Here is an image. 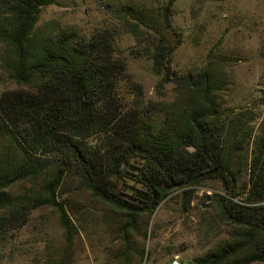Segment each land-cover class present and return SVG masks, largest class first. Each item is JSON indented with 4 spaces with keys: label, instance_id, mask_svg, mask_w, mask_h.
<instances>
[{
    "label": "trees",
    "instance_id": "16d2710c",
    "mask_svg": "<svg viewBox=\"0 0 264 264\" xmlns=\"http://www.w3.org/2000/svg\"><path fill=\"white\" fill-rule=\"evenodd\" d=\"M175 1L164 7L167 29ZM53 2L0 0V42L11 54L8 72L19 87L0 95V133L23 155L0 178V230L23 226L32 209L49 205L70 240L76 228L60 198L72 186L83 187L123 214L120 233L128 246L130 232L171 193L181 190L189 204L194 187L219 180V216L234 231L189 264L264 262V126L251 140L241 185L242 162L235 165L232 155L244 131L240 121L228 125L222 117L209 66L196 76L174 75L169 62L177 44L156 45L154 69L166 70L163 80L185 92L186 104L162 105L161 121L121 112L116 90L126 66L114 55L110 35L87 38L66 29L32 34L42 7ZM23 183L22 191L13 190Z\"/></svg>",
    "mask_w": 264,
    "mask_h": 264
},
{
    "label": "rangeland",
    "instance_id": "374dc122",
    "mask_svg": "<svg viewBox=\"0 0 264 264\" xmlns=\"http://www.w3.org/2000/svg\"><path fill=\"white\" fill-rule=\"evenodd\" d=\"M167 2L55 0L42 7L32 34L66 29L87 38L110 35L114 55L126 66L116 90L118 110H136L147 121L163 120L162 105L175 109L187 101L174 82L163 80L166 70L154 69L156 45L177 44L169 62L174 75L196 76L209 66L219 85L213 95L222 117L228 125L240 121L244 131L232 155L235 165L242 162V185L251 140L264 126V0H176L172 29L162 21ZM9 55L0 42V95L19 88L8 72ZM22 160L14 140L0 133V178ZM223 192L221 181L209 180L193 188L186 204L182 191H174L140 220L127 246L120 233L123 214L72 186L60 199L75 225L73 237L67 239L54 206L34 208L23 226L0 230V264H189L232 236L234 228L222 222L216 202Z\"/></svg>",
    "mask_w": 264,
    "mask_h": 264
},
{
    "label": "built area",
    "instance_id": "2783aa9c",
    "mask_svg": "<svg viewBox=\"0 0 264 264\" xmlns=\"http://www.w3.org/2000/svg\"><path fill=\"white\" fill-rule=\"evenodd\" d=\"M178 264V263H177Z\"/></svg>",
    "mask_w": 264,
    "mask_h": 264
}]
</instances>
